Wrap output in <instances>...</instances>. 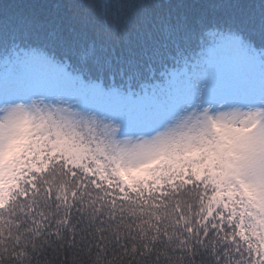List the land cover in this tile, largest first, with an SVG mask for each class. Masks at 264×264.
Segmentation results:
<instances>
[{"label": "snow or ice", "instance_id": "1", "mask_svg": "<svg viewBox=\"0 0 264 264\" xmlns=\"http://www.w3.org/2000/svg\"><path fill=\"white\" fill-rule=\"evenodd\" d=\"M0 264H264V0H0Z\"/></svg>", "mask_w": 264, "mask_h": 264}]
</instances>
